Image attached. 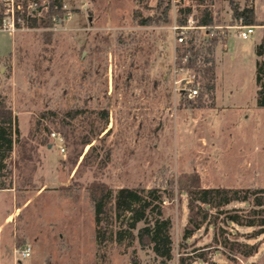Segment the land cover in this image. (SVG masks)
<instances>
[{
	"label": "rangeland",
	"instance_id": "1",
	"mask_svg": "<svg viewBox=\"0 0 264 264\" xmlns=\"http://www.w3.org/2000/svg\"><path fill=\"white\" fill-rule=\"evenodd\" d=\"M62 1L61 17L54 15L60 23L52 16L49 25L0 32V102L18 128L0 120V264H14L24 244L31 250L22 264H264V227L225 220L248 215L243 202L222 214L210 209L208 221L183 238L189 212L181 184L264 188V107L255 79L264 25L247 39L232 32L227 43L217 40L213 89L188 99L174 81L193 74L200 88L210 63L199 57V71L185 67L191 53L179 57L168 0ZM47 2L37 0V17ZM229 2L211 0L218 24L227 22ZM253 5L264 19V0ZM194 35L207 45L204 32ZM94 182L112 190L101 243L88 194ZM122 187L170 195L162 202L169 260L139 244L143 222L129 231L115 218Z\"/></svg>",
	"mask_w": 264,
	"mask_h": 264
},
{
	"label": "trees",
	"instance_id": "2",
	"mask_svg": "<svg viewBox=\"0 0 264 264\" xmlns=\"http://www.w3.org/2000/svg\"><path fill=\"white\" fill-rule=\"evenodd\" d=\"M27 0H24L26 2ZM37 3V0H30ZM204 7L199 18L200 25H212L217 20L213 18L210 8L211 0H203ZM62 0H48L47 12L44 17L31 16L26 18V24L30 27L49 25L51 17L62 15ZM231 19L242 18L246 25H264V21L256 19L253 0H245L243 7H240L237 0H230ZM182 13L187 10H181ZM179 23H184L185 18L181 16L177 20ZM146 23V22H145ZM196 35L192 33L187 37L186 43L179 51V57H182L186 52H190L188 63L185 67L189 70L199 71L196 69V60L200 57L204 62L210 63L203 69L205 80L202 82V87L199 88L198 98L213 89V66L211 54L217 44V40H208L206 46H199L196 43ZM201 49L204 50L202 55ZM255 70H256V103L258 107H264V37L255 45ZM2 119H5L2 121ZM0 120L8 127L9 130L14 128L17 133L15 117L5 105L0 102ZM0 122V123H1ZM3 127L0 124V138ZM187 195L188 206V223L183 233V238H187L203 223H206L209 218L210 209H215L219 214L226 213L228 210H223L224 206L232 202H243L251 206L249 214L240 216L237 213L225 214V220L229 223L245 226H261L264 227V188H226V187H202L199 184L187 185L181 183ZM3 188V187H0ZM88 194L92 204L95 240L101 243L104 239L102 228L103 221L107 220V213L110 209V199L112 190L105 183L94 182L88 187ZM170 195L157 188L145 190L143 188H119L113 198V211L115 218L120 220L122 226L131 231L136 228L139 222L144 225L137 230V239L142 247H150L156 257L165 262L171 258V240L169 235L170 221L163 217L162 202L164 198H169ZM126 229L118 231V239H123ZM264 229V228H262ZM264 232V230H261ZM131 236V235H130ZM132 237V236H131ZM183 264V260H181Z\"/></svg>",
	"mask_w": 264,
	"mask_h": 264
},
{
	"label": "built area",
	"instance_id": "3",
	"mask_svg": "<svg viewBox=\"0 0 264 264\" xmlns=\"http://www.w3.org/2000/svg\"><path fill=\"white\" fill-rule=\"evenodd\" d=\"M169 5L173 11V23L171 25V31L174 35L175 41L184 45L187 41V37L190 33L193 35L204 32V36L208 40H227L233 32L237 37L247 39L254 32V25H246L243 23L242 18L230 20L224 24H212V25H200L198 23L202 13L204 4L203 0H168ZM181 10H187L186 14ZM40 15L37 12V3L27 0H0V32L6 34H13L19 27V23L22 25L26 23V18L31 16ZM181 16H184V23H179L177 20ZM63 18L62 20H64ZM60 18L53 16V21L60 23ZM184 60H188V56L185 55ZM184 80L183 85L181 81ZM175 90L188 99H193L198 96L199 88L194 84V75L189 74L186 77L179 78L174 81ZM52 136L57 141H61L60 135L53 133ZM63 151L64 148L60 147ZM29 244H24L14 251V264H22V259L30 256Z\"/></svg>",
	"mask_w": 264,
	"mask_h": 264
},
{
	"label": "crops",
	"instance_id": "4",
	"mask_svg": "<svg viewBox=\"0 0 264 264\" xmlns=\"http://www.w3.org/2000/svg\"><path fill=\"white\" fill-rule=\"evenodd\" d=\"M239 1V0H238ZM239 4V6H240V2L238 3ZM231 9H230V7L228 8V12H227V17H226V20H227V22H225V23H228V22H230V20H231ZM212 15H213V18L216 20V13L214 12V11H212ZM257 19V18H256ZM258 21H264V19H262V20H259V19H257ZM217 22H215L214 24H216ZM218 24V23H217ZM255 26V25H254ZM255 28H257L256 26H255ZM261 28H264V27H262L261 26ZM227 41H228V39L226 40V43H227Z\"/></svg>",
	"mask_w": 264,
	"mask_h": 264
},
{
	"label": "water",
	"instance_id": "5",
	"mask_svg": "<svg viewBox=\"0 0 264 264\" xmlns=\"http://www.w3.org/2000/svg\"><path fill=\"white\" fill-rule=\"evenodd\" d=\"M183 83H184V80L181 81V85H183Z\"/></svg>",
	"mask_w": 264,
	"mask_h": 264
}]
</instances>
